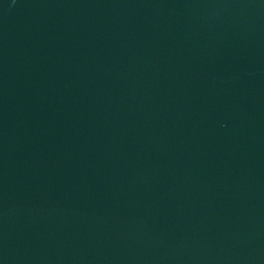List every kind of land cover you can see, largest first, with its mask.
<instances>
[{"label":"water","instance_id":"95a60500","mask_svg":"<svg viewBox=\"0 0 264 264\" xmlns=\"http://www.w3.org/2000/svg\"><path fill=\"white\" fill-rule=\"evenodd\" d=\"M0 264H264V0H0Z\"/></svg>","mask_w":264,"mask_h":264}]
</instances>
